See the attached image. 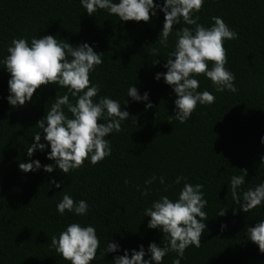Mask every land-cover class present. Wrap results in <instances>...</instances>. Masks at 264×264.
Masks as SVG:
<instances>
[{
    "label": "trees",
    "instance_id": "1",
    "mask_svg": "<svg viewBox=\"0 0 264 264\" xmlns=\"http://www.w3.org/2000/svg\"><path fill=\"white\" fill-rule=\"evenodd\" d=\"M163 2L154 0L161 6ZM155 12L145 23L120 21L103 9L88 15L80 0H0V61L8 55L13 38L30 44L32 37L53 35L75 46L88 43L103 52V63L90 73L91 83L100 86L95 99L108 96L130 114L121 122L122 131L105 137L111 155L99 163L93 165L89 158L68 174L58 167L50 173L43 167L23 172L20 162L54 164L47 158L50 147L36 123L46 116L57 93L63 95L67 89L43 85L25 105L12 106L7 99L10 73L0 63V264H71L56 252L51 238L73 222L96 229L100 247L90 264H113L116 256L125 250L131 256L140 245L144 259H150L149 243L163 247L166 239L160 229L147 226L150 217L144 210L162 195L178 198L185 181L173 183L177 176L203 185L207 200L203 210L209 217L201 246H189L180 264H264V253L246 233L247 226L264 219V203L246 213L234 203L230 188L231 177L243 175L242 169L247 175L241 192L264 182V0H204L203 8L194 13L205 27L214 23L213 16L221 17L238 34L237 39L224 41L225 67L234 74L237 91L218 92L205 75L193 76L199 81L197 91L207 90L216 99L212 104L198 103L184 123L174 118L177 96L172 86L155 75L167 71L163 65L174 50L175 33L188 25L182 19L174 24L164 47L159 43L164 12L160 8ZM154 48L159 49L157 55L152 54ZM155 60L158 63L153 64ZM212 66L209 62V69ZM129 86L141 95L147 92L148 101H134L127 94ZM69 99L75 103L70 94ZM149 101L153 107L146 109ZM64 111L71 116L66 106ZM37 131L46 147L29 157L27 148ZM153 175L157 180L143 196L140 189ZM64 194L77 202L85 200L87 214L61 215L56 205ZM221 209L226 211L223 216L217 215ZM108 242L119 249L103 256ZM177 258L169 251L162 264Z\"/></svg>",
    "mask_w": 264,
    "mask_h": 264
},
{
    "label": "clouds",
    "instance_id": "2",
    "mask_svg": "<svg viewBox=\"0 0 264 264\" xmlns=\"http://www.w3.org/2000/svg\"><path fill=\"white\" fill-rule=\"evenodd\" d=\"M88 15H93L97 9L107 10L116 15L120 21H150L156 15L155 9L164 12V23L159 33V43L168 47V38L173 32V25L183 20L185 26L176 31L174 50L168 53L167 62L163 65L167 71L156 73L155 79L161 76L165 83L172 86L177 98L174 103L176 110L174 118L181 123L186 122L196 110L197 104H212L215 96L204 90L198 92L199 81L193 76L201 74L209 78L216 86V91L225 89L236 92L234 74L225 65L228 62L227 50L224 41L238 38V34L229 28L225 21L218 16L211 18L214 23L205 27L198 23L199 16H194L204 5V0H164L163 5L154 4V0H80ZM8 55L3 58V63L10 73L8 80V102L12 106H23L30 101L34 92L43 85L55 84L66 88L63 95L57 93L55 102L51 105L46 116L37 121L38 129L44 133L43 139L47 141L50 152L49 160L54 164L41 165L39 160L20 162L18 167L23 172L35 171L41 167L46 172H52L58 167L68 174L84 165L90 158L95 165L111 155V143L106 136L112 132L122 131L121 122L128 119L130 114L123 110L121 103L108 96L95 99L100 91L98 84H92L90 73L96 66L103 63L102 53L93 50L88 43L78 46L72 45L53 35L32 37L31 43L25 38H13L7 48ZM159 49H152V54L157 55ZM212 62L211 69L208 63ZM158 63L157 60L153 64ZM69 94L75 98V103L69 99ZM134 101H148V93H138L134 86H129L127 91ZM126 103V102H125ZM71 116L67 115L64 108ZM146 109L153 107L149 101ZM173 117H169V122ZM103 120L105 122L101 123ZM46 125V126H45ZM34 142L27 148V155L31 157L36 150L43 151L46 147L41 143V134H34ZM264 143V137H261ZM264 160V157H261ZM55 165V166H54ZM243 175L231 177L230 188L234 203L240 210L248 213L264 203V182L254 188L240 191L245 183L247 170L242 169ZM157 177L153 175L144 181L145 187L140 189L143 196H147L150 186ZM185 181L175 200L167 195L160 196L152 202L151 207L144 210V215L150 217L148 227L160 229L166 239L161 247L155 242L148 245L150 259H144L143 245L139 250H128L123 255L114 258L113 264H162L163 258L169 251L177 253V259L172 264H180L185 250L189 246L199 248L201 237L207 225L204 223L209 217L203 210L207 204L202 191V184L186 182V177L177 176L173 183ZM159 182L164 184V177H159ZM57 188L60 184L55 180L49 181ZM127 183V181H125ZM57 211L63 215L65 211L74 212L76 215L87 214L88 204L85 200L75 201L69 194H64L56 205ZM226 209V208H225ZM221 209L217 215L226 214ZM235 214V209L233 210ZM225 225H221L223 229ZM248 239L258 246L264 253V219L259 220L255 226H247ZM51 245L62 258L71 264H90L96 259L100 240L95 227L92 225L81 226L78 222L70 223L59 236L51 238ZM119 245L108 242L105 253L116 252Z\"/></svg>",
    "mask_w": 264,
    "mask_h": 264
}]
</instances>
